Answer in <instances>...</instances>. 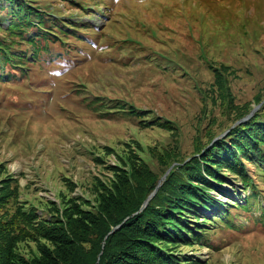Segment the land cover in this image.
<instances>
[{"label": "rangeland", "instance_id": "374dc122", "mask_svg": "<svg viewBox=\"0 0 264 264\" xmlns=\"http://www.w3.org/2000/svg\"><path fill=\"white\" fill-rule=\"evenodd\" d=\"M32 1L64 14L75 24H63L76 31L51 37L27 73L0 82V186L14 174L21 200L45 214L48 202L61 207L65 194L97 207L98 179L110 183L118 167L130 173L123 162L129 153L164 173L156 194L177 164L165 171V149L180 145L175 149L190 160L197 137L207 143L210 127L220 132L218 125L234 118L229 101L216 96L215 68L231 67L224 71L235 95L230 109L264 96V0ZM209 115L219 123L212 126ZM145 119L171 120L179 129L141 127ZM249 167L259 188L251 210H229L237 216L228 222L215 217L226 205L213 214L204 209L215 217L205 223L204 245L180 252L208 264H264V181ZM226 180L223 194L245 195L240 179ZM21 248L27 258L38 252L32 242Z\"/></svg>", "mask_w": 264, "mask_h": 264}, {"label": "trees", "instance_id": "16d2710c", "mask_svg": "<svg viewBox=\"0 0 264 264\" xmlns=\"http://www.w3.org/2000/svg\"><path fill=\"white\" fill-rule=\"evenodd\" d=\"M48 15L51 14L45 7L33 4L32 0H0V82L12 79L18 72L20 79L37 61L41 51L38 41L50 40L46 35H53L46 28L52 22ZM64 27L76 31L61 23L60 32L65 36ZM24 44L33 49L19 47ZM222 69L229 73L231 67ZM224 71L215 68V93L229 101L228 110L234 118L220 123V132L210 127L207 143L197 137V151L190 160L181 158L180 145L165 149V171L172 163L177 164L153 196L164 173L155 172L136 153H129L130 157L123 161L129 164L130 173L118 167L113 169L115 179H109L110 183L98 179L101 183L94 191L98 199L95 208L83 206L79 196L65 194L61 196V207L52 200L45 214V209L21 200L19 179L8 174L0 186V264H208L180 252L184 246L204 245L208 234L205 223L222 218L208 217L202 206L217 212L226 205L223 217L235 222L237 215L233 220L229 208L249 211L252 201L258 200L249 164L254 165V172L264 181V96H255V104L261 107L249 119L239 122L254 107L252 102H246L230 109L235 95ZM133 112L142 116L149 111ZM209 123L215 126L219 118L209 115ZM140 125L165 127L174 132L179 129L171 120L145 119ZM227 174L240 179L245 191L252 188L245 203L223 194L226 192L221 185ZM213 192L222 195L221 200ZM116 226L118 229H114ZM30 242L36 244L38 252L27 258L21 247Z\"/></svg>", "mask_w": 264, "mask_h": 264}, {"label": "water", "instance_id": "95a60500", "mask_svg": "<svg viewBox=\"0 0 264 264\" xmlns=\"http://www.w3.org/2000/svg\"><path fill=\"white\" fill-rule=\"evenodd\" d=\"M259 107H260V105H255L254 108H253V110H252V112H251L247 117H245L244 119H242L241 121L246 120V119H248L249 117H251V116L253 115V113L256 111V109H258ZM241 121H240V122H241ZM152 195H153V194H152ZM152 195H151V196H152ZM151 196L148 198V200L151 198ZM148 200L145 202L144 206L147 205ZM119 226H120V225H119ZM119 226H116L114 229H118Z\"/></svg>", "mask_w": 264, "mask_h": 264}]
</instances>
